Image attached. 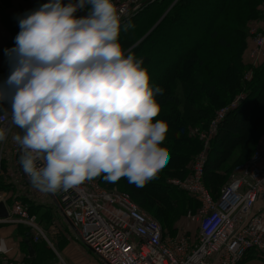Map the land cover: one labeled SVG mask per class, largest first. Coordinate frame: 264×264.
Listing matches in <instances>:
<instances>
[{"label": "clouds", "instance_id": "9594fccd", "mask_svg": "<svg viewBox=\"0 0 264 264\" xmlns=\"http://www.w3.org/2000/svg\"><path fill=\"white\" fill-rule=\"evenodd\" d=\"M19 27L16 47L5 50L10 75L7 91L0 89V120L22 130L13 140L31 184L56 194L101 174L137 187L155 179L170 159L161 146L167 125L155 119L163 89L151 86L142 60L125 55L113 0H51ZM134 27L129 21L123 30Z\"/></svg>", "mask_w": 264, "mask_h": 264}, {"label": "trees", "instance_id": "16d2710c", "mask_svg": "<svg viewBox=\"0 0 264 264\" xmlns=\"http://www.w3.org/2000/svg\"><path fill=\"white\" fill-rule=\"evenodd\" d=\"M69 2L62 0L65 5ZM46 3L37 4L32 12ZM12 6V0H0V12ZM84 15L78 12L76 17ZM261 17L264 0H158L121 25L118 42L125 53L142 60L151 86L163 89V95L155 96L161 108L155 119L167 125L161 146L170 159L143 187L130 184L126 178L109 183L103 174L95 179L104 188L129 194L161 223L165 234L166 230L175 231L184 220L186 202L168 180L186 178L201 150L199 139L190 134L192 128H205L218 109L243 92L246 99L221 123L205 167L204 183L215 198L231 181L235 167L254 153L264 130V61L253 70L247 85L243 77L251 70V22ZM129 21L135 27L125 32L123 25ZM255 254L261 255L251 250L240 264Z\"/></svg>", "mask_w": 264, "mask_h": 264}, {"label": "built area", "instance_id": "2783aa9c", "mask_svg": "<svg viewBox=\"0 0 264 264\" xmlns=\"http://www.w3.org/2000/svg\"><path fill=\"white\" fill-rule=\"evenodd\" d=\"M155 1L158 0H113V3L122 25ZM256 31H252L249 54L251 70L243 78L247 84L253 79V70L264 61V31L257 36ZM8 76L0 75V89L5 92ZM245 98L242 93L230 105L216 111L205 128L191 130L192 136L201 142V150L192 162L191 173L184 179H169L168 183L186 192L198 208L186 212L182 232L177 236L165 234L161 223L140 208L129 194L117 188H104L97 179L52 194L58 198L64 217L78 229L81 241L102 264H240L251 250L264 255V134L251 158L237 165L231 181L217 198L204 183L205 167L218 129L228 113ZM0 129L6 131V140L0 145L1 185V166L7 155L13 153L20 161L21 149L13 136L23 133L11 124L10 118L0 120ZM2 200L4 197L0 195ZM0 223L25 225L34 243L47 240L29 206L22 201H15L8 218H0ZM187 227L197 228V234L186 232Z\"/></svg>", "mask_w": 264, "mask_h": 264}, {"label": "crops", "instance_id": "0c3cea01", "mask_svg": "<svg viewBox=\"0 0 264 264\" xmlns=\"http://www.w3.org/2000/svg\"><path fill=\"white\" fill-rule=\"evenodd\" d=\"M12 3L13 6L10 9L4 13L0 12V75L9 74V55H6L5 50L16 47L15 37L21 31L19 20L25 17V14L32 12L33 7L37 4L46 3V0H12ZM1 170L0 195L4 197L1 202H4L10 209L13 203L19 200L28 205L30 210L32 208L36 211L39 216L42 212L56 215L58 217L55 223L56 234L68 242H49L51 250L49 247L47 249L42 247L43 245L40 242L34 243L33 239L28 244L26 235L30 230L25 225L0 223V241H4L7 246L6 252H0V264H16L23 261L30 264H59L55 258L60 260L62 258L68 261V264H80L77 254H70L69 247L71 244L68 245L69 242L81 246V250L87 254L88 252L91 253V257L96 260V263L102 264L96 255L81 241L78 229L64 217L58 206V198L51 193L45 194L37 190L25 176L17 157L13 153L7 155L2 163ZM63 222L76 235V240L67 234L66 227H61ZM180 227H177L179 231H181ZM177 235L170 234L172 237ZM24 246L28 248L25 249ZM30 248H33L35 252L33 259L29 254Z\"/></svg>", "mask_w": 264, "mask_h": 264}, {"label": "rangeland", "instance_id": "374dc122", "mask_svg": "<svg viewBox=\"0 0 264 264\" xmlns=\"http://www.w3.org/2000/svg\"><path fill=\"white\" fill-rule=\"evenodd\" d=\"M254 29H257V33L255 32V34H256V36H257V34L258 33H262L263 31H264V17H261L260 19H258L257 21H253V22H251V27H250V34H251V39L253 38L252 36H253V34H252V31L254 30ZM138 44V43H137ZM127 52H129V51H127ZM126 52V53H127ZM125 53V54H126ZM7 75H10V74H8L7 73ZM244 78V77H243ZM244 82V81H243ZM244 84L245 85H247V83H245L244 82ZM244 93V92H243ZM242 94V93H241ZM240 94V95H241ZM245 94V93H244ZM246 95V94H245ZM239 96V95H238ZM237 96V97H238ZM236 97V98H237ZM246 99V98H245ZM244 99V100H245ZM235 100V99H234ZM233 100V101H234ZM232 101V102H233ZM228 105H230V104H228ZM228 105H226V106H228ZM224 107V106H223ZM222 108V107H221ZM219 110V109H218ZM217 110V111H218ZM196 128V127H195ZM192 130H193V128H192ZM190 134H191V136H192V132H190ZM264 134V130L261 132V134H260V136L258 137V139H257V142H256V146H255V149H254V151L256 150V147H257V144H258V142H259V140L261 139V137H262V135ZM1 145V144H0ZM191 165H192V163H191ZM191 168H192V166H190ZM237 167V166H236ZM235 167V168H236ZM191 170V169H190ZM190 173H191V171H190ZM189 173V174H190ZM234 173H235V169H234ZM233 173V174H234ZM233 176V175H232ZM179 193H180V195H181V197L184 199V201L186 202V208H185V214H186V212L188 211V210H197V208H198V204L188 195V194H186V193H184V192H182V191H180L179 190ZM48 200V199H47ZM31 212V215L32 216H35L36 217V219H37V223H38V225L42 228V230H43V232H44V234H45V237L47 238V240L44 238V239H42L41 241H40V244H42L43 246L42 247H44V248H48L49 247V249H50V245H49V242H52V243H61V242H64V243H66V242H68L67 240H65L64 241V238H61L58 234H56L57 232H56V230H55V223L57 222V219H58V217L56 216V215H53V214H50V213H41L40 214V216L36 213V211H34V210H32V208H31V210H30ZM184 214V215H185ZM151 215V214H150ZM152 216V215H151ZM185 217V216H184ZM182 223H183V221L181 222H178V226H181L182 225ZM177 226V227H178ZM61 227H66V229H67V234L70 236V237H72L74 240H76V235L70 230V227L69 226H67L66 224H65V222H63L62 223V226ZM174 231V230H173ZM169 231V230H166V232H167V234L169 235V234H171V235H179L180 234V232H182V231H179L178 229H176V231ZM185 231L186 232H191V234L192 233H194V232H196V230H195V227H193V228H189V227H187L186 229H185ZM55 233V234H54ZM170 236V235H169ZM63 239V240H62ZM62 240V241H61ZM69 244H71V246L69 247V249H70V254H77V257H78V260H79V263L80 264H98V263H96V260L93 258V257H91L92 255H91V253L90 252H88V254L85 252V251H83V250H81V246H76V243H74V242H69L68 243V245ZM85 249H87V248H85ZM51 250V249H50ZM69 256V255H68ZM56 259V261H58V263L59 264H68V261H66V260H64V259H62L61 258V260L60 259H58V258H55ZM242 264H264V255L261 253V255L260 254H255V256L254 257H252V258H249V259H246Z\"/></svg>", "mask_w": 264, "mask_h": 264}, {"label": "water", "instance_id": "95a60500", "mask_svg": "<svg viewBox=\"0 0 264 264\" xmlns=\"http://www.w3.org/2000/svg\"><path fill=\"white\" fill-rule=\"evenodd\" d=\"M154 28L143 39H141L139 41V43L142 40H144L154 30ZM8 216H9V209H8L7 205L4 202H0V218L5 219V218H8ZM26 237L28 238V240L26 242L28 244H30V242L32 240V234H31V232H28L27 235H26ZM29 254H30V257H32V259H33V256L35 255V252H34V249L33 248H30Z\"/></svg>", "mask_w": 264, "mask_h": 264}]
</instances>
